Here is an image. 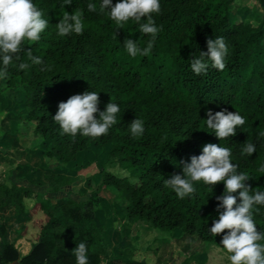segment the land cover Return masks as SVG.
I'll return each mask as SVG.
<instances>
[{
    "label": "trees",
    "instance_id": "obj_1",
    "mask_svg": "<svg viewBox=\"0 0 264 264\" xmlns=\"http://www.w3.org/2000/svg\"><path fill=\"white\" fill-rule=\"evenodd\" d=\"M257 1L261 11L259 24L254 25L247 21V13L232 14V0H160L161 11L153 18L162 31L153 51L150 56L133 58L124 48L125 39L144 47L150 37L142 35L132 20L118 30L107 10L99 13L100 0H91L97 12L87 10L89 0H72L63 6L69 14L84 13L83 34L66 37H60L55 27L62 18L64 0H33L49 25L39 42L24 46L44 63L33 65L22 52V61L30 67L20 70L15 61L9 66L3 92L8 97L22 96L26 113L17 115L24 131H8L2 141L8 147L17 135H34L32 150L40 156L47 183H27L47 187L52 195L70 188L71 195L56 202L44 199L30 186L9 183L8 175L0 174L1 240L7 237L10 220L27 215L26 199H39L32 210L43 213V219L36 221L39 236L31 252L23 255L14 242L4 241L0 264H76L72 250L81 242L87 245L88 264H147L111 257L104 243L106 227L98 221L99 200L76 199L75 186L83 178L50 170L52 165L70 167L82 153L108 145L109 158L116 159L128 175L102 169L98 189L118 193L125 203L126 219L143 222L160 233L181 229L177 234L195 235L222 249L223 234L214 237L209 229L219 218L217 197L224 194V183L211 187L197 182L193 196L180 199L165 187L164 180L174 173L183 175L184 162L190 163L192 156L202 154L204 145L212 143L229 147L238 171L249 173L247 183L253 190L264 191V173L257 171L264 164V135L260 134L264 132V0ZM117 2L112 0L113 5ZM220 36L229 48L225 70L209 67L206 75L192 73L194 54L207 52V39ZM85 91L99 93L101 111L112 101L121 110L107 135L93 139L78 134L73 139L61 134L53 117L60 102ZM224 109L239 112L246 123L236 129L235 136L221 141L204 120L209 110ZM136 118L145 126L138 138L129 130ZM248 140L256 145L252 156L241 154ZM76 195L87 196L83 188ZM6 212L13 214L5 217ZM253 214L258 231L264 232V205L254 206ZM25 231L22 227L19 236Z\"/></svg>",
    "mask_w": 264,
    "mask_h": 264
},
{
    "label": "clouds",
    "instance_id": "obj_2",
    "mask_svg": "<svg viewBox=\"0 0 264 264\" xmlns=\"http://www.w3.org/2000/svg\"><path fill=\"white\" fill-rule=\"evenodd\" d=\"M71 4L72 0H64L61 5L62 18L55 25L60 37L83 34V11L75 10L74 14H69L63 10L64 5ZM87 10L97 12V4L89 0ZM106 10L118 30L132 20L139 24L142 35L150 37L144 47L139 42L126 38L123 45L127 54L133 58L150 56L162 31V27H158L153 18V14L161 11L160 0H119L115 5L112 0H100L99 13L103 14ZM43 15L33 0H0V80L8 78L9 66L14 61L18 62L20 70L30 67L29 63L22 61V52L26 53L31 64L43 65V59L34 55L31 48L26 49L24 46L41 40V34L49 25ZM207 49V52L194 54V58L190 60L191 72L197 76L206 75L209 67L221 72L226 68L225 61L229 53L226 39L223 36L215 40L207 39ZM99 104L100 95L96 91L72 95L66 102L59 103L53 120L62 130L61 134L70 135L73 139L78 134L93 139L100 138L116 125L117 114L121 109L112 101L106 105V110L101 111ZM206 115V127L221 141L235 136L236 129L246 123L245 118L237 111L229 112L224 109L213 113L209 110ZM129 130L134 138L141 137L145 132L144 121L134 119ZM260 134L264 135V132ZM255 152L256 145L249 140L242 146V155L252 156ZM231 156L229 147L208 143L204 145L201 155L192 156L190 163L184 162L183 175L171 174L169 179L164 180V185L171 188L178 198L184 199L193 196L197 182L211 187L223 182L225 192L217 197L219 218L213 222L209 232L214 237L223 234L222 249L228 254L230 264H264V232L258 231L253 214L254 206L264 205V191L251 188L247 183L250 180L249 173L238 171ZM257 171L264 173V164H260ZM237 193L238 196L234 195ZM72 254L76 258V264H88L86 243H79Z\"/></svg>",
    "mask_w": 264,
    "mask_h": 264
},
{
    "label": "rangeland",
    "instance_id": "obj_3",
    "mask_svg": "<svg viewBox=\"0 0 264 264\" xmlns=\"http://www.w3.org/2000/svg\"><path fill=\"white\" fill-rule=\"evenodd\" d=\"M232 1L231 11L233 15H239L241 17V15L247 13L249 17L247 20L248 22L254 25L259 24L258 16L261 8L257 0ZM5 88L6 79L0 80L1 93ZM1 96L4 97V100L0 99V136L8 131H24V124L21 123L17 116L18 114L26 113L22 96L8 97L6 92H3L2 95L0 94V97ZM21 137L17 135L15 137L17 139H15L14 142L8 147H4L3 149H8L6 151H2L3 149L0 147V151L4 155V161L6 160L12 163L13 166L10 171L5 166L8 163L2 161L0 163L1 173L8 175L9 183H12L13 172H15V175H17L20 181H24L27 185L28 183L26 181H28V174L32 175L35 180L42 181L43 183L45 181V183H47L46 171L40 166V156L32 150L35 136H25L24 134V136ZM110 148V145L105 149L99 147L93 148L89 152L82 153L78 161L70 167L52 165L50 168L51 171L79 175L83 178V180H81L82 182H79L75 186V194L73 196L76 197V199L80 200L82 198L88 199L95 197L99 200L100 211L98 212V221L106 227L105 233L107 230L110 231L107 236L104 233V239L107 241V244L110 245L108 251L110 255L120 251L119 253H124V256L127 258L141 257L142 259H151L150 262L152 264H161L162 262H165L164 264H212L210 263L211 258H213L215 262L221 261V264H230L227 258L228 256H225L221 250L208 249L210 243L199 239L195 235L184 233L179 235V232L182 231L181 229L171 233H160L156 230H150L148 225L143 222H132L126 219L124 214L125 203L118 197V193L112 190L100 191L98 189L102 182V169L119 176L128 175L120 168L116 159L109 158L108 152ZM7 155L8 157H12V160H8ZM86 181H88V183H86ZM132 182L136 183L135 180H132ZM81 188L84 189L87 196L80 197L76 195L77 192H80ZM34 189L37 191L36 193L41 194L44 199H51L54 197V195L48 196L49 191L47 187H34ZM65 194L71 195L70 188L65 189L62 195L59 194V196L65 199L67 197ZM50 196L51 198H49ZM38 200L39 199L34 198L30 199L28 206H35ZM40 219H43V213L41 210H38L34 212L30 221L31 223H29L27 238L34 242L38 241L39 227L36 221H40ZM17 227V225H13L9 228V242H14L18 238L20 230H17ZM4 241L0 239V243H4ZM157 247L159 248L157 249ZM175 248L178 252L170 255ZM158 250L161 252L159 257L162 258V262H159V257L155 259V255L157 256L155 252ZM204 258L208 259V261H205Z\"/></svg>",
    "mask_w": 264,
    "mask_h": 264
},
{
    "label": "crops",
    "instance_id": "obj_4",
    "mask_svg": "<svg viewBox=\"0 0 264 264\" xmlns=\"http://www.w3.org/2000/svg\"><path fill=\"white\" fill-rule=\"evenodd\" d=\"M3 136L4 135H2V136H0V147L3 149L4 147H5V145H4V143H3ZM19 137H21V136H19ZM21 138H23V137H21ZM15 139H17V138H14L12 141L14 142L15 141ZM11 141V142H12ZM10 148V147H9ZM6 150H8V149H3L2 151H6ZM7 157H8V155H7ZM8 160H12V157H8ZM2 161H4V155L2 154V152L0 151V163L2 162ZM4 162H7L6 160L4 161ZM8 164L7 165H5L6 167H7V169H9L10 171L12 170V168H13V166H12V163H10V162H7ZM4 165V164H3ZM5 166H4V168H5ZM6 169V168H5ZM28 172V171H27ZM0 174H2L1 173V171H0ZM5 175V174H4ZM27 176V175H26ZM12 182L13 183H18V184H26V183H24V181L22 182V181H20L18 178H17V175H15V172H13V175H12ZM15 178V179H14ZM32 180H35L34 178H33V176L32 175H29L28 174V181H32ZM27 182V181H26ZM44 183H45V181H44ZM27 185V184H26ZM27 186H30L32 189H33V191L35 192V194H37L36 192V190L34 189V187H36V186H32V185H30V184H28ZM71 190V189H70ZM59 194H61L62 195V193H59ZM59 194H55L54 195V197H52L51 198V196L49 197V198H51V200H55V202L56 201H58V200H63L64 198L63 197H60L59 196ZM49 195H52V194H48V196ZM63 195H64V193H63ZM65 196H67V194H65ZM29 200L30 199H26L25 200V205H26V211H27V215L26 216H24V217H22V218H20V219H18V218H15V219H12V220H10L8 223H9V228H11L13 225H17L18 227H17V230H20L22 227H26V231L23 233V235L21 236H18V238L16 239V241H14V243L16 244V247L21 251V253L23 254V255H27V254H29L30 252H31V250H32V247H33V245L36 243V242H34V241H32L31 239H28L27 238V232H28V228H29V223H31L30 221H31V219H32V216H33V214H34V212H33V207H29L28 206V202H29ZM5 214V217H11L12 216V212H6V213H4ZM3 222V219L2 218H0V223H2ZM100 223V222H99ZM28 226V227H27ZM9 228H8V232H9ZM109 229V228H108ZM110 233V231L109 230H107V232L105 233V235L107 236L108 234ZM8 236H9V233L7 234V237H6V239H5V241L7 242V243H12V242H9L8 241ZM104 236V235H103ZM105 238V237H104ZM104 243H105V246H106V249H107V252L109 251V247H110V245H108L107 244V241L104 239ZM159 247H157V249H158ZM208 249H218V250H221V252H223L224 253V255L225 256H228L227 255V253H225L221 248H218L217 246H215V245H212V244H210V247L208 248ZM120 252V251H119ZM117 253V252H115V254L113 253L112 255H111V257H120V256H123V257H125L124 256V253ZM176 252H178V250L175 248L173 251H172V253L170 254V255H173V254H175ZM156 254H157V256L155 255V259L157 258V257H159L160 256V254H161V252L158 250V251H156L155 252ZM151 254V253H150ZM212 255V254H211ZM215 255V254H214ZM208 257V256H207ZM127 258V257H126ZM132 259H134V260H138V261H142V262H145V263H147V264H152L151 262H150V260L151 259H142L141 257H136V258H132ZM159 262H162L161 260H162V258H160L159 257ZM205 259V261L207 260L208 261V259H209V257H208V259H206V258H204ZM157 262V261H156ZM165 262H162L161 264H164ZM210 263H212V264H221V261H217V262H215V260L213 259V258H211V261H210ZM229 264V263H228Z\"/></svg>",
    "mask_w": 264,
    "mask_h": 264
}]
</instances>
